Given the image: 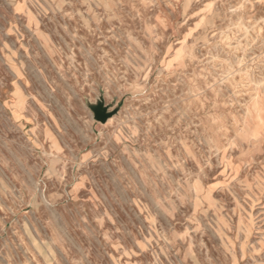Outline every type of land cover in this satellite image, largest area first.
<instances>
[{
    "label": "rangeland",
    "instance_id": "1",
    "mask_svg": "<svg viewBox=\"0 0 264 264\" xmlns=\"http://www.w3.org/2000/svg\"><path fill=\"white\" fill-rule=\"evenodd\" d=\"M0 264H264V0H0Z\"/></svg>",
    "mask_w": 264,
    "mask_h": 264
},
{
    "label": "water",
    "instance_id": "2",
    "mask_svg": "<svg viewBox=\"0 0 264 264\" xmlns=\"http://www.w3.org/2000/svg\"><path fill=\"white\" fill-rule=\"evenodd\" d=\"M93 111L95 120L100 123H105L112 116V114L107 113L106 109L101 106L94 108Z\"/></svg>",
    "mask_w": 264,
    "mask_h": 264
}]
</instances>
